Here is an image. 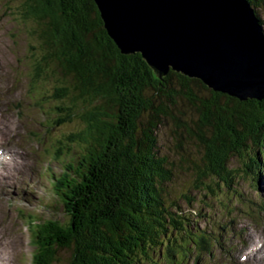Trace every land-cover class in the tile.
Wrapping results in <instances>:
<instances>
[{
	"label": "trees",
	"instance_id": "trees-1",
	"mask_svg": "<svg viewBox=\"0 0 264 264\" xmlns=\"http://www.w3.org/2000/svg\"><path fill=\"white\" fill-rule=\"evenodd\" d=\"M15 1L36 20L38 61L60 69L52 96L71 107L58 110L78 121L63 133L75 145L50 180L48 216L29 217L31 264H143L206 245L192 230L197 212L177 205L171 185L181 174L208 197L230 186L236 159L257 176L264 99L241 101L172 70L157 78L139 53L120 52L94 0ZM249 2L263 24L264 0Z\"/></svg>",
	"mask_w": 264,
	"mask_h": 264
},
{
	"label": "rangeland",
	"instance_id": "rangeland-1",
	"mask_svg": "<svg viewBox=\"0 0 264 264\" xmlns=\"http://www.w3.org/2000/svg\"><path fill=\"white\" fill-rule=\"evenodd\" d=\"M18 7L15 0H0V264H31L29 217L48 216L45 205L54 202L50 180L75 145L63 133L78 122L70 109L58 110L69 106L66 97L52 96L54 85L63 83L57 80L60 69L52 61H38L42 49L36 20L28 16L25 21ZM256 11L264 27V7ZM36 64L41 65L39 74ZM260 155L264 162L263 150ZM232 166L238 170L230 186L208 197L205 190L187 187V178L177 174L172 195L183 211L197 212L192 230L204 233L207 244L175 249L177 256L170 258L150 253L143 264H264V250L253 256L264 244L253 246L255 238L264 237V172L245 173L240 159ZM187 190L191 201L181 195Z\"/></svg>",
	"mask_w": 264,
	"mask_h": 264
},
{
	"label": "water",
	"instance_id": "water-1",
	"mask_svg": "<svg viewBox=\"0 0 264 264\" xmlns=\"http://www.w3.org/2000/svg\"><path fill=\"white\" fill-rule=\"evenodd\" d=\"M122 54L238 100L264 99V27L249 0H94Z\"/></svg>",
	"mask_w": 264,
	"mask_h": 264
}]
</instances>
